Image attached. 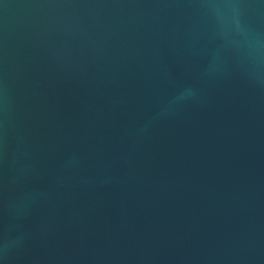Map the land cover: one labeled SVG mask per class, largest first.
Segmentation results:
<instances>
[{"label": "water", "instance_id": "obj_1", "mask_svg": "<svg viewBox=\"0 0 264 264\" xmlns=\"http://www.w3.org/2000/svg\"><path fill=\"white\" fill-rule=\"evenodd\" d=\"M0 264H264V0H0Z\"/></svg>", "mask_w": 264, "mask_h": 264}]
</instances>
